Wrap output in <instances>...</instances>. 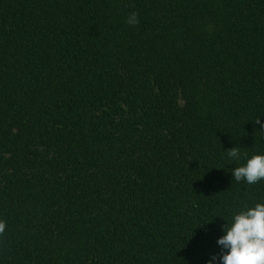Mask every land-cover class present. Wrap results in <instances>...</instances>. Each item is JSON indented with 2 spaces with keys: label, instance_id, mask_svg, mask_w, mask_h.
Listing matches in <instances>:
<instances>
[{
  "label": "trees",
  "instance_id": "16d2710c",
  "mask_svg": "<svg viewBox=\"0 0 264 264\" xmlns=\"http://www.w3.org/2000/svg\"><path fill=\"white\" fill-rule=\"evenodd\" d=\"M262 125L264 0H0V264H220Z\"/></svg>",
  "mask_w": 264,
  "mask_h": 264
},
{
  "label": "clouds",
  "instance_id": "9594fccd",
  "mask_svg": "<svg viewBox=\"0 0 264 264\" xmlns=\"http://www.w3.org/2000/svg\"><path fill=\"white\" fill-rule=\"evenodd\" d=\"M127 24H139L138 14L133 12L127 18ZM260 118L255 124H260ZM264 127V125H262ZM240 148L233 147L225 153L231 159L240 158ZM235 181H245L247 184H257L264 179V155H253L247 159L244 166L232 170ZM6 231V221L0 220V236ZM224 235L217 240L222 253L220 264H264V203L246 208L233 217V223L223 226ZM218 257L213 255L212 261ZM211 264V262H210Z\"/></svg>",
  "mask_w": 264,
  "mask_h": 264
}]
</instances>
